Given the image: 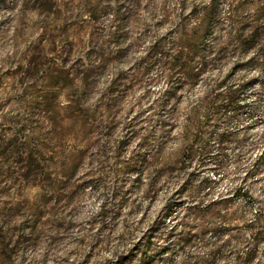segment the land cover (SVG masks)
Listing matches in <instances>:
<instances>
[{
  "label": "rangeland",
  "instance_id": "rangeland-1",
  "mask_svg": "<svg viewBox=\"0 0 264 264\" xmlns=\"http://www.w3.org/2000/svg\"><path fill=\"white\" fill-rule=\"evenodd\" d=\"M121 1L0 0V264H233L224 260L229 251L255 238V264H264V220L256 221L264 208V97L254 70L230 76L255 79L240 110L215 128L230 138L221 148L210 138L209 155L181 164L189 107L249 53L229 55L195 84L168 86L158 57L143 62L167 31L136 47L137 24L118 27ZM168 1L176 14L180 1L187 14L210 2ZM219 1L223 18L231 0ZM223 34L205 39L207 51L225 43ZM188 178L192 188L177 196ZM242 183L253 202L237 192ZM194 205L203 214L190 215ZM173 232L197 241L183 246Z\"/></svg>",
  "mask_w": 264,
  "mask_h": 264
},
{
  "label": "trees",
  "instance_id": "trees-1",
  "mask_svg": "<svg viewBox=\"0 0 264 264\" xmlns=\"http://www.w3.org/2000/svg\"><path fill=\"white\" fill-rule=\"evenodd\" d=\"M144 2L146 5H143ZM117 4L115 13L118 16V22L116 21L118 27L124 29L129 21L138 26L140 33L134 43L136 47L153 32L167 31L166 35L154 38L150 46L146 48L143 62L147 63L158 57L156 62L162 66V75L168 80V86L183 82L189 85L195 84L210 67L225 60L229 55L249 53V59L236 64L226 78L209 85L204 95L189 107L183 120L182 140L186 142L183 153L188 157H185L182 165L186 167L193 161L190 155H209V139L212 137L217 139L218 147L221 148L230 136L227 133L217 135L215 128L219 123L230 121L229 112L240 110L242 97L255 83L253 78L238 82L231 81L232 73L243 68L254 70L260 80L259 96L264 97V0H231L230 12L223 18L219 10V0H210L209 4L202 5L200 8L194 7L188 14L185 1H180L177 14L170 7L168 0H123ZM192 18L194 25L191 22ZM214 31L224 32L225 43L220 41L218 44L214 43L207 51L204 41L213 35ZM122 38V43H125L124 35ZM195 63L199 65L198 70L194 69ZM170 89L173 88L170 87ZM169 92L170 90L167 95L172 96ZM162 127H165L164 123H161L160 128ZM224 160L223 155L215 157L213 162L216 168H221ZM197 162V166L201 167L204 158L201 157ZM261 163L262 158L257 159L254 171L248 175H253ZM177 171L176 173L179 174V170ZM193 182L192 179L186 180L185 185L177 192V196L189 192ZM243 183L237 192L243 193L249 202H253L247 186ZM200 184V189L203 190L210 187L207 179L202 180ZM210 207L206 206V208ZM168 210L169 206L166 212ZM188 210H190V215L195 217L200 216L199 214H203L204 211L199 205H194ZM258 210L256 221L264 220V208L259 207ZM157 228L156 224L149 231L148 240H151ZM171 235L183 246L197 241V237L191 233L183 235L173 232ZM201 241L203 243V240ZM253 241L254 244L245 243L244 249L234 247L224 260L233 264H255L256 255H260L257 249L260 238H255ZM218 252L223 253L224 251L220 249ZM214 257L215 254H208L210 261ZM123 258L124 256H121L118 260L122 262ZM199 262L208 264L202 259ZM258 264H261L260 261Z\"/></svg>",
  "mask_w": 264,
  "mask_h": 264
}]
</instances>
